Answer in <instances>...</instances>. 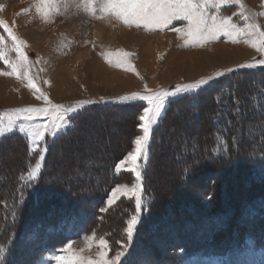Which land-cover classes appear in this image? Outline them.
<instances>
[{"label": "rangeland", "instance_id": "obj_1", "mask_svg": "<svg viewBox=\"0 0 264 264\" xmlns=\"http://www.w3.org/2000/svg\"><path fill=\"white\" fill-rule=\"evenodd\" d=\"M43 2L0 0V20L7 22L15 35L26 42L24 51L32 82L54 104L85 100L96 103L69 114V126L64 132L70 134L62 140L64 132L55 138L57 147L55 145V152L50 156L53 171H49L54 174L51 180H45L47 189L39 188L41 194L45 191L43 195L51 193L56 197L48 204L43 201L34 206L27 197L26 202L18 203L17 196L11 194V183L8 185L3 177L12 173L13 166L18 167L24 156L33 154V163L25 176L28 177L37 162L41 167L35 180L27 178L30 184L24 195L35 192L36 186L30 185L44 172L48 151L43 153V160L39 150L31 152L26 134L19 132L18 125L38 123L45 118L17 121L11 133L0 137V247L4 249L0 264H56L55 257L62 255L60 250L69 244L95 259L99 251L97 241L101 237L108 242L109 258L122 250V246L127 247L120 264L125 261L128 264H264V240L261 246L258 238L246 237L244 242L240 241L224 253H220L219 247L224 237L220 234L221 228L232 235L234 221H239L249 232H256L255 236L259 235L264 222L257 217L264 218V211L259 212L264 206L253 204L234 218L229 216L223 221L214 213L220 199L228 208L231 204L234 207L246 198L244 194L250 196L252 193V190L247 191L249 180H264V66L241 68L243 71L232 77H226L229 72H225L207 91L184 95L185 104L171 106L180 99L166 104L153 125L148 157L139 161L142 205L136 228L140 223L142 226L138 240L132 239L129 243L124 232L127 220L135 214V198L122 196L110 207L107 204L113 188L125 185L131 188L137 183L134 173L115 170L117 178L112 186L106 185L109 189L104 196H98L93 190L90 195L77 190V181L89 184L88 179L97 173L93 179L100 178L101 170L97 167H106L108 160L121 155L117 160L119 164L132 150L135 137L142 134L138 129V117L147 102H116L111 98L174 89L217 71L236 69L238 65L264 59V54L243 38L233 43L221 36L202 45H185V38L171 29L183 27L186 22L173 21L163 29L125 24L115 15L101 13L100 5L104 0H93L94 12L84 7L88 0H54L57 7L48 12L47 18L36 8ZM241 3L244 9L239 5L222 6L220 14L233 15V22L240 27L256 23L264 31V0H241ZM208 11L215 10L209 8ZM0 35L5 37L0 43V52L15 61L13 41L2 26ZM123 53L129 55L123 57L124 63L117 64ZM200 54L205 57L195 60ZM10 70L0 59V72ZM20 71L23 77L24 69ZM243 77L246 80L243 81ZM38 95L28 86L26 78L0 74V115L7 109L43 106L45 101ZM101 97L107 102H101ZM211 106L213 113L207 111ZM165 117L166 124L162 126ZM4 120L6 123L7 118ZM208 123H212L216 132L209 146L207 140L200 137L209 136L206 133ZM18 134L27 140V148L20 141L9 140V144H4L6 137ZM229 136L237 140L238 153L234 156L229 155L233 150L227 139ZM164 139L168 146L152 157V144L159 146ZM52 140L48 137L47 145ZM198 145L208 150L212 147L219 160L200 161ZM122 149L126 151L121 152ZM181 151L182 154L196 151L195 160L177 164L174 162L176 153ZM248 159L252 161L250 165ZM197 162L204 166L197 168ZM93 165L97 166L95 173H92ZM190 166H193L191 171L185 169ZM244 171L248 172L244 174L246 178L242 176ZM110 180L91 183L96 188ZM65 182L70 184L71 191L68 186L61 187ZM154 190L158 193L157 199ZM53 202L61 205H53ZM194 212L202 217L187 216ZM143 214L147 220L141 222ZM93 235L96 239L87 242L85 238ZM230 237L226 240H231Z\"/></svg>", "mask_w": 264, "mask_h": 264}, {"label": "snow or ice", "instance_id": "obj_2", "mask_svg": "<svg viewBox=\"0 0 264 264\" xmlns=\"http://www.w3.org/2000/svg\"><path fill=\"white\" fill-rule=\"evenodd\" d=\"M239 5L241 9L245 5L241 0H104L100 5L102 14H112L125 24L143 25L147 29L165 28L172 24L173 21L186 22L183 27H172V31L180 34L185 38V45L187 44H204L210 39H216L221 36L227 37L233 43L238 42L243 38L246 43L257 49L258 52L264 54V31L256 23H246L240 27L233 22V15H221L220 10L222 6ZM54 0H44L43 3L36 5L37 11L42 13L47 18L48 12L56 8ZM84 7L94 12L95 4L93 0H88ZM214 9L209 13L208 9ZM245 20L247 16L243 17ZM0 26L3 27L4 32L13 41V49L16 53L17 59L10 61L3 52H0V59L3 64L10 67V71L0 72L3 75L16 76L19 78H26L28 86L38 93V98L43 99L45 104L43 106L27 105L25 107L7 109L0 115V137L6 133H11L13 128L17 127V121H35L37 117L45 118L38 123H23L18 125L19 132L25 133L30 144V151L41 152L40 159L43 160V153L48 150L47 138L52 137L54 144L55 138L62 134L69 126V114H76L78 109H82L84 105L94 104L96 101L85 100L76 101L71 104H54L48 99L46 93L42 92L35 83L32 82V77L28 74L29 60L24 51L26 42L20 39L7 22L0 20ZM5 37L0 35V43L4 42ZM128 53H123L121 59L116 61L117 64L124 63L123 57H127ZM258 66H264V59L254 61L252 63H245L238 65L237 68L254 69ZM130 67V66H129ZM21 69H24L23 77L21 76ZM234 69H226L224 71H217L211 76L202 77L194 82L177 85L174 89L159 91H148L147 94L141 95L139 93H132L111 98L116 102L127 101H146L147 107H144L142 114L139 115L138 129L142 134L137 135L132 141L133 148L128 151L123 160L116 165V172L123 170L131 171L135 174V183L131 188L126 185L123 187L117 186L112 189L111 195L108 198L107 204L110 207L120 199L122 196L135 198V214L127 220V226L124 229L127 240L131 243L133 233L140 219L142 199L141 191V159L148 157V144L153 129V125L157 122L166 104L173 99H181L184 95L190 93H197L207 91L214 86L217 78L222 77L225 72H232ZM219 99V98H218ZM101 102L105 101L104 97L100 98ZM7 118L5 123L4 118ZM41 164L37 162L35 167L28 173L29 180H35ZM106 211V209H101ZM87 242L95 240V235L85 238ZM99 251L96 258L83 255V249L77 251L72 248L71 244L65 246L60 251L62 255L56 256V264H120L121 257L127 251L126 246H122V250L116 251L111 258L108 257L109 245L103 238L97 241ZM4 249L0 247V260L3 259ZM125 264H128L125 261Z\"/></svg>", "mask_w": 264, "mask_h": 264}, {"label": "trees", "instance_id": "obj_3", "mask_svg": "<svg viewBox=\"0 0 264 264\" xmlns=\"http://www.w3.org/2000/svg\"><path fill=\"white\" fill-rule=\"evenodd\" d=\"M243 71V69H241V68H236V69H234V71H232V72H229V73H227L226 74V77H232L233 75H237V74H239V73H241ZM244 80H246V77L244 78L243 77V81ZM246 90V89H245ZM247 91V90H246ZM186 97L185 98H182V99H180V100H175L174 102H172L171 103V106L173 105L174 107L175 106H178V105H182V104H185V102H186ZM189 100H190V98H188V102H189ZM199 105H201V104H199ZM103 106V105H102ZM170 106V108H172ZM107 107V106H106ZM177 108V107H176ZM207 111H210L211 113H213L214 112V110H213V107L211 106V108H209ZM88 114V113H87ZM199 115V114H198ZM183 116V115H182ZM76 119V118H75ZM262 119H264V114H263V116H262ZM166 122V117L162 120V126L164 125V124H166L165 123ZM209 124V123H208ZM204 125H206V123H204L203 125H202V130L204 131V133H205V126ZM210 126H209V129H206V133H208L209 134V136L207 137V135L206 136H200L202 139L201 140H203V139H205V140H207V141H205L207 144L206 145H208L209 146V144L208 143H210L209 142V140L211 139L212 140V138H213V135L214 134H216V132H215V130H214V127H213V125H212V123H210L209 124ZM166 126V125H165ZM212 128V129H211ZM211 129V130H210ZM162 130V129H161ZM70 131H72V130H70ZM74 131V130H73ZM65 133V132H64ZM159 132H157L156 134H158ZM70 133H69V131H67L65 134H63L61 137H60V139L62 140V139H64V138H66V137H68V135H69ZM160 134V133H159ZM13 135H11V136H8V137H6V139L5 140H7V141H4V144H9L10 143V141H12L13 143H14V141H20V142H22L23 143V147L24 148H27V140L20 134H18V135H15V136H13V138H9V137H12ZM8 138V139H7ZM160 138H161V136H160ZM163 138V137H162ZM207 138V139H206ZM234 137H232L231 138V136H229L227 139L230 141V144H231V146L233 147V150L232 151H229V155H231V153H232V156H234V155H236V153H238V151H237V148H238V146H236V143H237V140L236 139H233ZM10 140V141H9ZM14 140V141H13ZM234 141V142H233ZM57 140L54 142V144L52 143V142H50L49 141V143L48 144H50V145H47V147H48V156H47V161H46V164H45V169H44V172H42V174H41V176L36 180L37 182L35 183V184H31L30 185V187H35L34 189H36L35 190V192H30V194H33V196L34 197H31L30 196V194H26V195H24L25 194V192H27V187L29 186V181H27V177L25 176V174L28 172V168L30 167V165L33 163V158H34V155L33 154H31V155H29V154H27V156H24L23 157V159H22V163L18 166V167H15V166H13V171H12V173L10 172V173H7V175H5V176H3V177H6V180H5V182L6 183H8V185L10 184V189H11V194H15V196H17V201H18V203H21V202H24L25 201V197H27V200H28V198H29V203L32 201V202H34V206H39L40 204H41V202H43L44 201V203L45 204H48L49 202H51V201H54L53 199H56V197H53V195L51 194V193H48V194H46V195H43L44 193H45V191H44V193L43 194H41L40 193V190H39V188L40 189H47L48 188V186L46 185V183H45V180H51V175H53L54 174V172H49V171H53V165H52V162H53V160L51 159V155H52V153L53 152H55V149H56V147H57ZM3 144V145H4ZM55 145H56V147H55ZM153 146H152V150H151V156L153 157V155H154V153L156 152V153H158V151H159V149H161V148H163V147H165V145H167V143L165 142V139L162 141V144L160 143V145L158 146V145H155L154 143L152 144ZM0 146H2V145H0ZM168 146V145H167ZM198 147V151H199V153H200V156H199V160L200 161H218L219 159L218 158H220L214 151L215 150H212L213 148L211 147H209V150H208V148L206 149V147L204 148V147H199V145L197 146ZM214 147V146H213ZM235 147H237L236 149H235ZM127 148V150L129 149L128 147H126ZM204 149V150H203ZM121 152H124V151H126V149H122V150H120ZM189 151H187V154H182V151L181 152H179V153H176V160L174 161V162H177V164H183L184 162H186L187 160H195V158H196V156H195V154H196V151L195 152H192V154H190V153H188ZM25 154V153H24ZM216 154V155H215ZM118 155H120V154H118ZM121 156V155H120ZM119 156V157H120ZM216 156H217V158H216ZM119 157L117 158L116 157V159H113V160H108V162H107V165H106V167H97V166H92L91 168H92V173H95V171L97 172V170H96V168L95 167H97V169L98 168H100V170H101V173H100V178H97V179H93L94 178V175H97V174H99V173H97V174H93L88 180V182H89V184H86V185H84V184H82V182H80V181H77V183L78 184H80V186H81V188H80V186H78V184H77V190L79 191V190H82L84 193H87V194H89L90 195V192L93 190V191H95V193H97L98 194V196H104L105 195V192L106 191H108V189H109V186H106L107 184H109L110 183V186H112V184L114 183V180L117 178L116 177V175H115V170H116V165H117V160H119ZM175 157V156H174ZM254 158H256L255 157V155H254ZM51 160V161H50ZM183 161V162H182ZM262 161V160H261ZM247 162H248V164L250 165L251 163H252V161L250 160V159H248L247 160ZM212 163H215V162H212ZM199 166V167H198ZM201 166H204V165H202V163L201 162H197V168H200ZM192 167L193 166H190V167H185V169H190V170H188V171H191V169H192ZM105 168V169H104ZM184 168V167H183ZM51 169V170H50ZM102 169H103V171H102ZM69 170V169H68ZM99 170V169H98ZM148 170H149V168H148ZM147 170V171H148ZM98 172H100V171H98ZM103 172V173H102ZM148 173V172H147ZM247 171L245 172H243L242 174V176L243 177H245L246 178V176H244V174L245 175H247ZM105 175V176H104ZM188 176H190L189 175V172H187L186 173V177H188ZM111 179V180H110ZM2 180L4 181V178H2ZM95 180H100V181H102V182H104V180H106V181H108V180H110L108 183H103L101 186H97L96 188H95V186H93V183H91V182H94ZM189 180V179H188ZM2 183V182H1ZM15 183V184H14ZM241 183H243L244 184V179H242V181H241ZM249 184H248V186H247V191H250V190H252V196H251V194H250V196L247 194H244V196L243 197H246L245 199H243V200H241V201H238L236 204H234V207H231V205L229 206V208H228V206H226V205H228L227 203H225L224 201H222V199H220V204H217V205H219V206H216L217 208H215V215L217 216V217H219V219H220V221H223V220H225L226 218H229V216H232V218H234L235 216H237V214L238 213H240V211H242L244 208H246V207H253V204L254 205H257V206H259V207H261L262 205L264 206V180H262L261 178H260V180H258V181H256V182H254V181H252V180H249V182H248ZM65 186H68V188L70 189V191H71V186H70V184L69 183H62V188H64ZM148 186V185H147ZM1 187V186H0ZM29 187V188H30ZM79 188V189H78ZM153 188V187H152ZM223 191V190H222ZM151 190H150V194H151ZM248 193V192H247ZM253 193H255V194H253ZM222 195H224V194H222ZM157 196H158V193L156 194V192H155V190H154V197H156V199H157ZM223 198V197H222ZM46 199H48V200H46ZM26 200V201H27ZM25 201V202H26ZM219 203V202H218ZM39 204V205H38ZM53 205H61V204H59V203H57V202H53ZM225 205V206H224ZM261 205V206H260ZM225 208H228V209H225ZM261 211H264V210H259V212H261ZM22 212L20 211L19 213H18V215H20ZM263 213V212H262ZM199 214L200 213H197V212H194L193 214H187V216L189 217V218H194V217H196V218H200V217H202V216H199ZM235 215V216H234ZM16 216V215H15ZM234 216V217H233ZM260 216V215H259ZM263 216H264V213H263ZM152 218H153V215L151 216ZM216 217V218H217ZM256 217V216H255ZM257 219H259V220H262V222H264V218H260V217H257ZM143 220H147V216H146V214L144 215H142L141 216V222H143ZM48 222V221H47ZM222 223V222H221ZM225 223V222H224ZM141 225H139L137 228H136V230H135V232L133 233V239H135L134 241H136V240H138V237H139V232H140V227L142 226V223H140ZM259 224V223H258ZM233 225H234V231H233V234H234V237H233V234L232 235H230V234H228V232L225 230V228H221V232H220V234L221 235H223L224 237H223V240H221L220 241V253H224V251L225 250H230V249H232L233 248V245H237L240 241H242V242H244V238H246V237H250V238H252V239H254L255 240V238H258L257 239V242L258 241H261V243L260 244H258V245H263V240H264V227L263 228H261L260 226V228H259V230H260V234L259 235H257V236H255L256 234V232L255 233H251V232H249L247 229H245V227H243L242 226V224L240 225V222L239 221H234L233 222ZM240 225V226H239ZM228 226H230V225H228ZM231 233V232H230ZM231 238V240L230 239H228V240H226L227 238H229V237ZM226 237V238H225ZM234 238V240H232ZM232 241V242H231ZM216 253H218V251L216 252Z\"/></svg>", "mask_w": 264, "mask_h": 264}, {"label": "bare ground", "instance_id": "obj_4", "mask_svg": "<svg viewBox=\"0 0 264 264\" xmlns=\"http://www.w3.org/2000/svg\"><path fill=\"white\" fill-rule=\"evenodd\" d=\"M204 57H205L204 54H200V56L196 57L195 60H200L201 58H204Z\"/></svg>", "mask_w": 264, "mask_h": 264}]
</instances>
